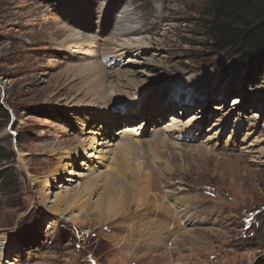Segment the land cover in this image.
<instances>
[{"label":"rangeland","instance_id":"rangeland-1","mask_svg":"<svg viewBox=\"0 0 264 264\" xmlns=\"http://www.w3.org/2000/svg\"><path fill=\"white\" fill-rule=\"evenodd\" d=\"M214 1L0 0V264H264V61L219 45ZM72 32L92 38L68 47ZM99 67L105 98L88 74ZM126 125L139 129L129 159L142 176L114 152L64 155ZM160 129L182 148L150 142ZM85 167L125 185V211L78 217L103 197L67 174ZM78 183L76 207L48 209Z\"/></svg>","mask_w":264,"mask_h":264},{"label":"bare ground","instance_id":"bare-ground-1","mask_svg":"<svg viewBox=\"0 0 264 264\" xmlns=\"http://www.w3.org/2000/svg\"><path fill=\"white\" fill-rule=\"evenodd\" d=\"M89 18H90L89 14H86L85 19L87 20ZM114 27L117 29V26H114ZM119 31L122 32L121 29ZM78 35H82V34L78 33V32H72V33L67 35L66 41L68 42V47L70 46V44L72 42L75 43L76 37ZM82 36L85 38L86 37H88L90 39L92 38V37L86 36V35H82ZM81 68H82V66H81ZM86 68H87V64L85 65V69ZM99 69H100V67L94 68L93 70H90V72L88 73L89 77L91 78V84H97L98 87L101 86V84H102V81H101L102 72L99 71ZM87 72H88V70H87ZM65 74H68L67 78H70L73 75H74L73 77L77 76V74H74V71L70 72L68 69L65 71ZM105 92H106V89L102 85L100 88L97 89L96 94H98L99 97L102 94L101 98L102 97L105 98V95H104ZM235 103L237 104V101ZM134 110H132V111L139 112V109H134ZM97 112L98 113L95 115L96 117L100 116L101 119H104V118L110 119L108 116L109 113L107 111L100 109ZM140 113L142 114V112H140ZM176 120H177L176 117H174L172 115L170 122H173V123L168 124L167 126H165V128H167V129L174 128V125H176ZM116 124H117V122H115L114 124H113V121L109 122V125H108V132L109 133H112L114 131L113 129L116 127L115 126ZM185 126L182 127L181 129L183 130L184 128L187 127V126L186 127ZM110 127L111 128L114 127V128L110 129ZM101 128H102V126H101ZM160 130L157 131L156 134L154 133L155 136H153V139L151 138L152 140L150 141L153 144H155L157 146V148L158 147L163 148V150H164V148H167V147H171V148H174L176 150L179 149L180 146L182 148V144L172 142V140H170V138H168L167 135H164V134L162 135V131H164V130L163 129H160ZM93 134H94V136H87L86 139L79 142L78 146H76V147L73 146L71 149H67L66 152L64 153V155L66 154L69 158L75 157L74 160L78 161V158H82L79 156L80 152L82 154L89 155V151H93L91 156L94 158V162H95V160H103L107 154L114 152V156L116 157V160H117V165L119 166L121 171L123 169L124 171L131 172V176H133V177H137L138 172H139L140 176H142V173H141L142 165L140 164L141 161L140 162L134 161V163H132V160L130 161V159H129V156H130L129 154H131L132 152L135 153V151H137V148L141 145L140 142L138 141V139L135 138L136 136L139 135V129L137 128V126L126 125V126H123V128H121L120 131L113 133V134H108V135H107V133H105L102 130L100 132L94 131ZM205 149H206V147H205ZM205 149L203 148V150H205ZM179 152H181V151H178L177 153L179 154ZM136 153H138V152H136ZM133 164H135V167H137V169H135L132 166ZM64 168H68V167H64ZM85 170H86V172H82V171H76V172L71 171L70 172V169H69L67 171L68 173L67 172L66 173L67 174H74V176H79V177L85 178L86 179L85 183H86L87 189H89V188L92 189V188H96L98 186L103 185L104 187H103L102 192H101L103 194V197H102V200H97L94 203L90 202L86 208H85V206H83L81 212L78 211L79 212L78 217H81V215H85V214L89 213L90 209H94L97 212V215H98L97 217L99 218L100 222H105L107 220L112 219V217H115V216L121 214L123 211H125V209L127 207V203H126L127 198L124 201V192H122V190L125 189V185L119 184L116 187L118 189H114L110 186V182L108 181L107 178H105L106 176L104 175V172L102 170H100V169L94 170L92 167H87ZM131 183H132L131 190L134 188L139 189L140 192L142 190L143 191L145 190L144 188H141L142 186L137 187L140 184H137V186H136L135 185L136 182L132 181ZM139 183H140V181H139ZM125 184H126V182H125ZM61 190L59 193H56V199L55 200L49 201V198L45 197V202L49 203V206H47L48 209L52 210L55 214H58L59 216L62 215V212H61L62 211V209H61L62 205L66 206V208H70L71 206L73 207V205L75 206L76 202H79L84 195L83 194L84 188H82L80 183H78L77 186H73V187L67 189V191L65 192L68 195L67 197L62 195L63 191L61 192ZM112 191H116V192L113 193ZM99 199H101V198H99ZM76 217H74V218L72 217L73 220H75ZM78 217H77V220H80V218L78 219ZM3 243H4V238L0 237V245ZM2 249L3 248L0 247V250H2ZM11 262L12 261H8V263L14 264Z\"/></svg>","mask_w":264,"mask_h":264},{"label":"trees","instance_id":"trees-1","mask_svg":"<svg viewBox=\"0 0 264 264\" xmlns=\"http://www.w3.org/2000/svg\"><path fill=\"white\" fill-rule=\"evenodd\" d=\"M209 15L219 45H238L245 63L257 56L264 61V0H215ZM1 99L0 89V112L8 115Z\"/></svg>","mask_w":264,"mask_h":264}]
</instances>
